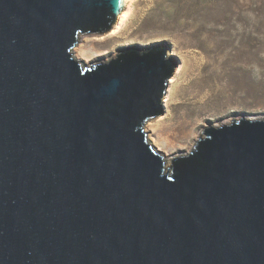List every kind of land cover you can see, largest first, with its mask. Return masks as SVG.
<instances>
[{
    "label": "water",
    "instance_id": "1",
    "mask_svg": "<svg viewBox=\"0 0 264 264\" xmlns=\"http://www.w3.org/2000/svg\"><path fill=\"white\" fill-rule=\"evenodd\" d=\"M125 0H0V264H264V118L168 160L165 44L84 63Z\"/></svg>",
    "mask_w": 264,
    "mask_h": 264
},
{
    "label": "rangeland",
    "instance_id": "2",
    "mask_svg": "<svg viewBox=\"0 0 264 264\" xmlns=\"http://www.w3.org/2000/svg\"><path fill=\"white\" fill-rule=\"evenodd\" d=\"M124 10L117 32L118 21L83 36L75 57L89 64L129 46L166 45L178 61L175 80L163 114L144 128L167 160L187 153L209 125L264 118V0H132Z\"/></svg>",
    "mask_w": 264,
    "mask_h": 264
},
{
    "label": "bare ground",
    "instance_id": "3",
    "mask_svg": "<svg viewBox=\"0 0 264 264\" xmlns=\"http://www.w3.org/2000/svg\"><path fill=\"white\" fill-rule=\"evenodd\" d=\"M132 0H125V2L123 3V6H122V10H121V12L118 14V16H117V21H118V25L117 26H115V28L113 29V30H111V32H110V34H114L115 32H117L118 31V28L122 25V23H123V21L125 20V18H126V10H124L125 9V6L126 7H129V4H130V2H131ZM124 10V11H123ZM123 11V12H122ZM109 34V35H110ZM108 35V34H107ZM78 46V45H77ZM82 46L81 45H79L78 47H75V49L76 50H80V48H81ZM81 53H83L84 54V49H82L81 48ZM92 63H94V62H92ZM180 71V67H178L177 68V73ZM174 80H175V77H171V79L169 80V82H170V84H172L173 82H174ZM168 91H170V89H168ZM166 102H167V99L164 101V106H166ZM249 119H257V118H255V117H249ZM224 124V123H223ZM148 126H150V123L148 124ZM192 148V147H191Z\"/></svg>",
    "mask_w": 264,
    "mask_h": 264
}]
</instances>
